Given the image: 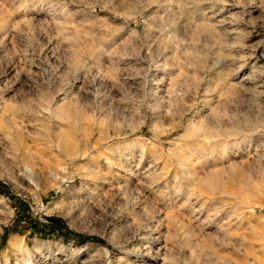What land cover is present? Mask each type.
Here are the masks:
<instances>
[{
  "label": "rangeland",
  "instance_id": "374dc122",
  "mask_svg": "<svg viewBox=\"0 0 264 264\" xmlns=\"http://www.w3.org/2000/svg\"><path fill=\"white\" fill-rule=\"evenodd\" d=\"M0 264H264V0H0Z\"/></svg>",
  "mask_w": 264,
  "mask_h": 264
},
{
  "label": "bare ground",
  "instance_id": "6f19581e",
  "mask_svg": "<svg viewBox=\"0 0 264 264\" xmlns=\"http://www.w3.org/2000/svg\"><path fill=\"white\" fill-rule=\"evenodd\" d=\"M208 139V138H207ZM226 148V147H225Z\"/></svg>",
  "mask_w": 264,
  "mask_h": 264
}]
</instances>
